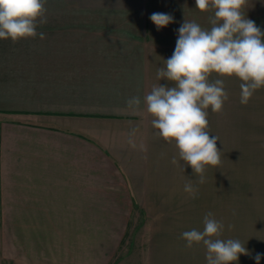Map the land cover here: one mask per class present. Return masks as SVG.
Returning a JSON list of instances; mask_svg holds the SVG:
<instances>
[{"label":"crops","instance_id":"0c3cea01","mask_svg":"<svg viewBox=\"0 0 264 264\" xmlns=\"http://www.w3.org/2000/svg\"><path fill=\"white\" fill-rule=\"evenodd\" d=\"M46 8L47 23L37 28L45 39H3L7 48L0 51V250L5 227L11 256L25 248L20 241L42 248L52 236L81 237L83 226L115 224L110 210L131 208L130 189L103 153L127 144L112 126L144 119L143 97L155 84L171 86L157 79V69L173 54L184 19L210 28L212 15L200 12L195 0H47ZM244 11L264 31V0H247ZM156 12L171 14L173 23L157 30L150 19ZM217 78L226 91L234 82L240 95L239 78L212 73L209 80ZM239 95L234 101L240 103ZM134 96L141 97L142 111L128 108ZM247 105L244 120L264 132V87ZM227 110L228 101L221 113L209 107L210 131L226 126ZM259 175L262 185L253 181L250 195L235 197L233 219L222 204L223 186L216 189L221 238L234 226V239L250 253L238 264H256V253L264 264V163ZM99 210L108 212L98 217ZM205 253L198 264H206ZM181 257L194 264L193 253L173 251L157 264H180Z\"/></svg>","mask_w":264,"mask_h":264},{"label":"rangeland","instance_id":"374dc122","mask_svg":"<svg viewBox=\"0 0 264 264\" xmlns=\"http://www.w3.org/2000/svg\"><path fill=\"white\" fill-rule=\"evenodd\" d=\"M3 43L4 40L0 39V51L7 48ZM229 85L226 126L220 131H210V136L219 137L217 147L222 151V163L215 168L208 166L205 183L197 182L199 178L190 166H185L183 170L171 163L178 150L174 143L154 136L157 130L147 120L149 113L142 115L144 119L112 126L120 131L119 136L126 138L127 144L116 145L108 151L104 149L103 153L112 158L115 170L120 171L130 189L131 208L110 210L112 218L109 221L115 224L83 226L81 237L68 234L63 241V237L56 239L52 236L45 243L47 247L42 248L36 243L20 241L19 244H25V248L17 249L18 254L13 256L11 252L15 249L9 243L8 228L2 227L7 241L0 250V264H157L163 255L171 251L180 256L193 253L194 264L201 262L204 246L186 248L181 234L193 228L203 230V217L208 212H212L218 220V185L224 188L220 195L222 204L227 206V218L233 219L235 197L240 198L246 191L250 195L253 181L256 186L263 183L259 174L264 163V147L261 146L264 143L260 142L264 141L261 135L264 132L251 126L249 119L244 120L243 111L249 110V107H242L234 101L239 91L235 89L234 82ZM133 128H138L134 137L135 149L128 144ZM141 143L143 151L139 148ZM253 169L256 172L252 178ZM189 179L198 189L194 199L183 190ZM237 191L243 192L237 194ZM107 212L99 210L96 213L98 217H103ZM228 233L224 239H234V226L229 228ZM187 260L190 258L179 259L180 264Z\"/></svg>","mask_w":264,"mask_h":264},{"label":"clouds","instance_id":"9594fccd","mask_svg":"<svg viewBox=\"0 0 264 264\" xmlns=\"http://www.w3.org/2000/svg\"><path fill=\"white\" fill-rule=\"evenodd\" d=\"M200 12H211L210 28H203L195 21L185 20L179 27L175 49L164 66L157 69V79L167 80L171 86L161 83L152 86L143 97V105L152 117L151 124L157 131L154 136L174 143L177 155L171 163L190 166L198 183H205L208 166L218 167L222 163V151L217 147L219 137L210 136L208 109L221 113L229 94L223 79L210 81V74L221 77H237L240 103L247 105L254 93L264 87V31L253 20L247 18V0H195ZM47 0H0V39H45L37 32L47 23ZM151 21L157 30L173 23L171 14L156 12ZM128 108L142 111L139 96L126 101ZM138 128L129 133L128 144L137 148L134 137ZM141 151L144 145H139ZM181 161L184 163L182 164ZM193 199L198 189L191 179L184 189ZM203 230L193 228L184 231L181 238L185 247L191 249L202 244L206 249V264H238L241 255H250L239 239H222L224 224L212 212L203 217ZM231 225L229 228L231 229ZM256 253V264L261 260Z\"/></svg>","mask_w":264,"mask_h":264}]
</instances>
